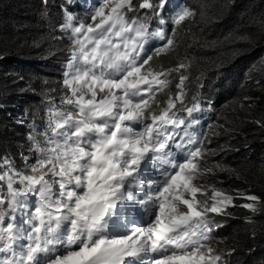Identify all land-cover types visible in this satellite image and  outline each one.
Returning a JSON list of instances; mask_svg holds the SVG:
<instances>
[{
    "label": "snow or ice",
    "instance_id": "1",
    "mask_svg": "<svg viewBox=\"0 0 264 264\" xmlns=\"http://www.w3.org/2000/svg\"><path fill=\"white\" fill-rule=\"evenodd\" d=\"M153 7L151 0L139 4ZM133 10V0H103L88 24L74 23L65 11L60 30L72 39L67 91L60 106L49 100L43 139L29 137L35 163L27 165L25 157L26 170H19L3 160L0 264H227L210 214L236 205L226 191L195 182L213 169L201 167L207 137L190 131L199 123L191 118L200 103L193 97L191 106L184 104L188 76L182 73L191 65L152 68L153 55L169 52L175 41L142 56L150 36L165 40L166 34L128 18ZM194 16L183 8L172 22ZM172 72L181 73L177 92L161 106L157 96L169 88ZM150 168L162 180L151 178ZM243 198L251 203L240 207L255 212L259 198ZM137 204L152 220L128 228L126 214L138 211Z\"/></svg>",
    "mask_w": 264,
    "mask_h": 264
},
{
    "label": "trees",
    "instance_id": "2",
    "mask_svg": "<svg viewBox=\"0 0 264 264\" xmlns=\"http://www.w3.org/2000/svg\"><path fill=\"white\" fill-rule=\"evenodd\" d=\"M61 2L0 0V172L5 158L19 170H26L25 157L27 165L35 163L29 137L43 139L49 100L60 106L67 91L63 65L72 39L60 30ZM184 2L195 16L169 27L166 38L175 44L153 55L150 66L159 71L191 65L182 73L188 76L184 104L191 106L195 97L210 110L201 134L210 151L201 167L213 169L195 182L226 191L236 205L227 214H210L222 238L216 247L227 264H264V0ZM180 74L172 72L169 88L158 94L161 106L177 92ZM246 195L259 198L255 212L240 207L251 203Z\"/></svg>",
    "mask_w": 264,
    "mask_h": 264
}]
</instances>
